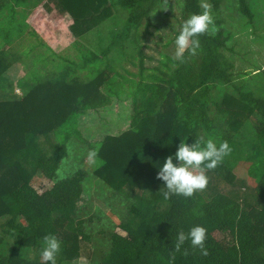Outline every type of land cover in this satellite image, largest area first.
I'll list each match as a JSON object with an SVG mask.
<instances>
[{"label":"trees","instance_id":"trees-1","mask_svg":"<svg viewBox=\"0 0 264 264\" xmlns=\"http://www.w3.org/2000/svg\"><path fill=\"white\" fill-rule=\"evenodd\" d=\"M37 3L0 0V79L13 81L0 89V264H42L47 234L61 243L57 264H75L76 241L89 244V264H264V63L245 45L249 36L264 45V0H175L179 26L202 4L212 20L182 62L179 30L163 32L172 30L161 16L169 0H45L48 14L72 21L62 53L28 25ZM155 31L166 36L157 58L144 52L143 35ZM125 101L118 135L82 133V115L108 122L104 113ZM197 137L231 151L206 171L204 189L165 200L157 163ZM86 147L96 153L89 169L61 173ZM242 165L247 183L235 185ZM91 197L117 215L116 226ZM194 225L206 229V255L187 240L175 248L177 233ZM213 231L229 235L227 249Z\"/></svg>","mask_w":264,"mask_h":264},{"label":"rangeland","instance_id":"rangeland-1","mask_svg":"<svg viewBox=\"0 0 264 264\" xmlns=\"http://www.w3.org/2000/svg\"><path fill=\"white\" fill-rule=\"evenodd\" d=\"M37 7L30 10L27 23L30 26L31 29H33L38 36L56 53L61 52L66 48L68 43L73 39L69 32V25L72 23L71 19L68 16H56L54 11L52 13H47V10L45 6H43V3L45 0H37ZM169 2L172 4V6L169 9V14L164 15L162 14V18L167 21L171 27L172 30L165 29L163 30L164 33L167 34V37L173 36V30H179V25L176 22L179 9L176 7L175 0H169ZM47 4V3H46ZM261 3H258V6H260ZM49 8L51 7L50 4H48ZM226 11L225 9H223ZM226 13V12H225ZM150 30H153L152 28ZM143 34V33H142ZM155 36L157 37H151L148 34L143 35V37L147 40H149L147 43V49L144 50L147 54H151L154 57L157 58L156 52L154 50H161L160 43H158V40L160 39L162 42L166 40V36H163L160 31H155ZM251 36H249L245 40V45L248 46L249 49L258 51L259 55L263 57L261 59V62L264 63V45H257L255 43L250 42ZM175 46V44H174ZM171 48V46L169 47ZM175 49V47H174ZM260 63V62H259ZM150 65L151 63L148 62ZM235 64L238 63L235 61ZM152 65V64H151ZM13 74H11V78L14 79V77H17V75H20L21 70L18 68L13 69ZM12 80H5L0 79V89L3 88L5 92L10 91L9 89L10 84L12 83ZM8 85V86H7ZM2 87V88H1ZM14 93H18L17 90H15ZM118 110H114V109ZM130 110H129V104L128 101L120 102L118 104H115L112 106V110L109 112L104 113V116L108 117V122H101L97 123L99 120V116L95 114L90 115H82L80 117V128L82 133H84L89 139L93 138H100L105 135L109 136H116L120 132V129L123 128V123L127 121L129 118ZM87 147L83 148L77 157L78 153H70V156H76L77 159L75 160V164L67 163L64 165L63 169L60 170L61 173H64L66 170L68 172L71 168L76 169L77 167L81 170H88L91 164V161L87 158ZM69 162L70 160H66ZM249 168L247 165H242L237 167L233 171V175L236 178L235 185H238L240 181L245 180V183H247V170ZM255 181V180H254ZM91 182H95L93 179H91ZM33 186L36 189H39L40 191H43L46 189V186L44 184V181L41 178H34V184ZM235 188H238L237 186ZM240 188V187H239ZM220 190L226 189V191H231L232 188H228L225 186H222L219 188ZM91 201L94 205H97L101 210L104 211L105 217L108 219V221L113 225L116 226L119 223V219L117 218V215L112 213V211L108 208H105L100 201L96 200L94 197H91ZM112 207H116V203L114 200L111 201ZM118 208V207H116ZM115 232L120 233V231L115 228ZM213 239L223 248L227 249L231 244V239L229 235L222 234L221 232L213 231L211 233ZM66 239H70L69 236H66ZM70 241V240H68ZM74 248L76 250V260H74L75 264H89L88 262V254L91 251V248L89 244H85L84 242L76 241Z\"/></svg>","mask_w":264,"mask_h":264},{"label":"clouds","instance_id":"clouds-1","mask_svg":"<svg viewBox=\"0 0 264 264\" xmlns=\"http://www.w3.org/2000/svg\"><path fill=\"white\" fill-rule=\"evenodd\" d=\"M202 7L204 9L202 12L191 14L180 24L175 35L174 57L181 62L186 51L193 54L199 48L198 34L207 31L212 23L209 5L202 4ZM230 151L227 141L216 143L212 139L197 137L189 144L185 143V140H180L174 155L166 157L162 164L157 163V179L163 182L162 188L165 189L162 193L163 198L167 200L170 195L191 197L195 191L204 189L208 179L206 171L214 169ZM95 156V151H89L87 154L89 161ZM205 239L206 229L194 225L186 234L183 231L177 233L175 248L178 250L187 240L206 255ZM60 247L61 243L55 235L43 236L39 249L42 264H57Z\"/></svg>","mask_w":264,"mask_h":264}]
</instances>
